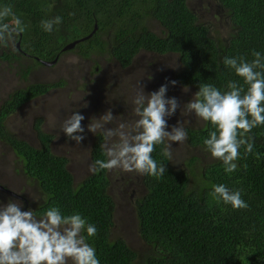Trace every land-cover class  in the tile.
<instances>
[{
    "label": "trees",
    "instance_id": "trees-1",
    "mask_svg": "<svg viewBox=\"0 0 264 264\" xmlns=\"http://www.w3.org/2000/svg\"><path fill=\"white\" fill-rule=\"evenodd\" d=\"M226 15L229 32L213 36L212 27L200 23L190 0H3L27 25L17 37L21 49L44 60L74 54L83 60L99 56L130 69L143 52L163 57L178 55L181 70L174 80L195 93L203 83L226 91V84L241 78L224 67L225 56L253 59L252 52H264V0H216ZM63 18L59 31H42V20ZM157 22L160 33L151 24ZM95 26L97 29L95 30ZM78 42L73 49L64 50ZM12 47V46H9ZM15 51V50H14ZM13 50L0 47V61H8L30 76L38 63L24 64ZM19 58V55H17ZM98 68V62H94ZM93 74L95 73V70ZM61 84L37 83L14 90L0 103V142L7 145L22 166L23 175L34 181L43 202L33 210L38 218L50 206H59L65 215L79 212L97 227L88 242L95 247L100 264H264V126L253 129L251 154L240 149L238 170L226 174L220 161L199 172L192 157L185 168L174 169L157 146L152 153L166 164L161 179L142 178L145 193L135 199L139 234L148 247L140 255L123 239L111 238L116 202L110 194L109 171L91 174L79 185L68 169V159L52 150L54 136L44 132L38 119L34 132L38 146L17 136L7 119L25 103L44 96ZM245 89L247 86H244ZM188 143L204 148L203 140L215 129L209 124L187 127ZM102 134L91 147V162L104 159ZM224 184L240 190L246 209L233 210L211 195L212 185ZM16 193L23 196L17 188ZM26 210H29L28 205ZM86 235V233H85Z\"/></svg>",
    "mask_w": 264,
    "mask_h": 264
},
{
    "label": "clouds",
    "instance_id": "clouds-1",
    "mask_svg": "<svg viewBox=\"0 0 264 264\" xmlns=\"http://www.w3.org/2000/svg\"><path fill=\"white\" fill-rule=\"evenodd\" d=\"M62 23L63 18L56 16L42 20L40 27L51 35L59 31ZM26 28L13 7L0 0V47L14 46ZM252 57L251 61L244 57L223 58L224 67L241 78L243 84L229 81L226 91L211 83L200 84L194 98L183 105L185 115L194 114L205 126L210 124L215 129L208 133L203 145L213 159L221 162L226 174L238 170L242 147L245 154L253 152L254 138L250 133L264 126V52L253 50ZM176 83H165L151 94H145L139 86L132 100L136 119L131 129L125 123L108 127L117 118L111 110L96 119V124L87 126L91 133L100 129L104 141L100 145L104 159H96L90 172L99 174L118 168L155 179L164 176L166 164L153 158L155 148L163 146L161 154L170 161L172 145L188 139L187 130L179 122L169 130V119L178 109L181 111L178 100L167 97L169 84L175 87ZM184 91H188L186 86ZM84 119L74 111L64 120L61 129L78 145L85 139ZM211 187L213 198L230 205L233 210L248 207L240 190H230L224 184ZM27 205L12 199L0 202V264H100L95 247L88 242L97 235V227L82 214L65 215L59 206H50L41 218H37L33 210H23Z\"/></svg>",
    "mask_w": 264,
    "mask_h": 264
},
{
    "label": "rangeland",
    "instance_id": "rangeland-1",
    "mask_svg": "<svg viewBox=\"0 0 264 264\" xmlns=\"http://www.w3.org/2000/svg\"><path fill=\"white\" fill-rule=\"evenodd\" d=\"M189 7L197 13L200 23L212 27L213 36L218 33L221 37L229 32L226 15L221 11L216 0H190ZM153 31L162 30L157 22L151 24ZM14 52V50H13ZM25 62V61H23ZM98 62L100 71L93 74L95 63ZM27 63V62H25ZM30 65V64H29ZM30 67H32L30 65ZM182 66L178 55L157 57L148 53H141L130 69H122L118 62H106L105 58L95 56L90 60H83L74 54H67L54 66L37 69L34 67L27 82L23 81L24 71L8 61H0V103L7 95L16 89L23 88L29 83L61 84L52 89L49 94L39 100L32 101L27 111L15 113L7 119V125L17 136L26 139L33 146H38L34 125L38 119H43L44 132L54 136L52 150L58 156L68 159V169L74 176L75 185H79L92 172L89 171L91 162V147L95 137L102 134L87 130V126L96 124L101 116L111 110L114 117L108 127H117L125 123L129 129L134 126L136 117L133 115L132 103L139 86L145 94L157 91L165 83L174 80V74L180 72ZM41 76L36 80V76ZM176 83L169 84L167 97H175L180 109L169 119V130L181 123L185 127L200 128L205 122L193 115H185L183 105L188 103L195 91ZM74 111H78L85 119V139L78 145L70 140L62 131V125ZM171 165L174 169H184L186 162L192 157H198L196 166L201 172L205 165L218 162L205 149L192 147L188 140L182 144L172 145ZM111 178L110 194L116 202L114 225L111 238L123 239L131 249L140 255L148 251L146 243L139 234V222L136 216L135 199L145 193L142 185L143 175L135 172L128 173L121 169L109 171ZM0 186L7 191L17 194L20 198L0 190V202L7 203L9 199L28 204L29 209L35 210L43 198L34 181L23 175L22 166L17 157L7 145L0 142ZM15 188L22 195L16 193ZM38 218V217H37ZM71 264V262H69Z\"/></svg>",
    "mask_w": 264,
    "mask_h": 264
},
{
    "label": "flooded vegetation",
    "instance_id": "flooded-vegetation-1",
    "mask_svg": "<svg viewBox=\"0 0 264 264\" xmlns=\"http://www.w3.org/2000/svg\"><path fill=\"white\" fill-rule=\"evenodd\" d=\"M6 49L7 50H15L14 51V55H13V58H14V56H15V58L17 59V60H20L23 64H24V62L23 61H25V62H27L28 64H30V62L31 61H33L34 63H38V66H37V68L38 67H42V68H46V67H48V66H46V65H44L43 63H45V62H52V60H44V59H40V58H37V57H35V56H32L31 54H28L27 52H25V50L23 51L22 49H21V42L19 41V42H17V44H16V47H6ZM17 55H19V58L17 57ZM34 69V68H33ZM35 70V69H34ZM96 72H99L100 71V67H98V68H96V70H95ZM32 75V72L30 73V76ZM29 76V77H30ZM28 77V78H29ZM28 78L27 79H23V81L24 82H27V80H28ZM36 80H40L41 79V76H39V75H37L36 76V78H35ZM30 84H37V83H29V84H27V85H30ZM27 85H25L23 88H26V86ZM23 88H20V89H23ZM16 90H18V89H16ZM10 94V93H9ZM8 94V95H9ZM49 94V92L48 93H46L44 96H41V97H39V98H36V99H33L32 101H35V100H39L40 98H43V97H45V96H47ZM8 95H7V97H8ZM31 101V102H32ZM30 103V101L28 102V103H25L23 106H21L17 111H16V113H21L22 111H27V106H28V104ZM10 149V148H9ZM23 210H25L26 211V209H23Z\"/></svg>",
    "mask_w": 264,
    "mask_h": 264
},
{
    "label": "water",
    "instance_id": "water-1",
    "mask_svg": "<svg viewBox=\"0 0 264 264\" xmlns=\"http://www.w3.org/2000/svg\"><path fill=\"white\" fill-rule=\"evenodd\" d=\"M96 29H97V26H95V30H96ZM77 43H78V42H74V43L68 45L64 50L73 49V48L76 46ZM56 63H57V60H54V61H52V62H45V63H43V64L46 65V66H53V65H55ZM0 190L4 191V192H6V193H8V194H10V195L16 196V198H20L17 194L12 193V192H10V191H7V190L4 189L2 186H0Z\"/></svg>",
    "mask_w": 264,
    "mask_h": 264
}]
</instances>
